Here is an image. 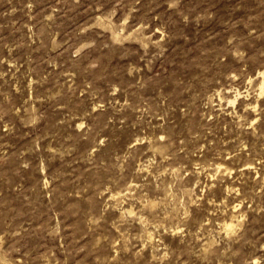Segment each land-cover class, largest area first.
Returning <instances> with one entry per match:
<instances>
[{
  "label": "rangeland",
  "instance_id": "374dc122",
  "mask_svg": "<svg viewBox=\"0 0 264 264\" xmlns=\"http://www.w3.org/2000/svg\"><path fill=\"white\" fill-rule=\"evenodd\" d=\"M262 85L264 0H0V264H264Z\"/></svg>",
  "mask_w": 264,
  "mask_h": 264
},
{
  "label": "bare ground",
  "instance_id": "6f19581e",
  "mask_svg": "<svg viewBox=\"0 0 264 264\" xmlns=\"http://www.w3.org/2000/svg\"><path fill=\"white\" fill-rule=\"evenodd\" d=\"M263 89H264V88H263V85H262V86H261V92L263 91ZM260 95H261V94H260ZM262 95H263V94H262ZM237 96H240V93H239V92H238V94L236 95V97H235L233 100L231 99L232 104H234V101L237 99ZM229 100H230V99H229ZM236 101H237V100H236ZM229 102H230V101H229ZM231 102H230V103H231ZM228 227H229V229L231 230V227H232V226H231V225H228Z\"/></svg>",
  "mask_w": 264,
  "mask_h": 264
}]
</instances>
